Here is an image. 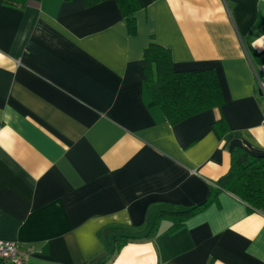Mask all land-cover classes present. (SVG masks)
I'll return each mask as SVG.
<instances>
[{"label":"crops","instance_id":"1","mask_svg":"<svg viewBox=\"0 0 264 264\" xmlns=\"http://www.w3.org/2000/svg\"><path fill=\"white\" fill-rule=\"evenodd\" d=\"M138 3L130 33L117 0H0V240L32 247L27 264H264V207L229 191L156 222L205 202L233 147L264 152V0ZM151 39L215 71L221 105L169 122Z\"/></svg>","mask_w":264,"mask_h":264},{"label":"trees","instance_id":"2","mask_svg":"<svg viewBox=\"0 0 264 264\" xmlns=\"http://www.w3.org/2000/svg\"><path fill=\"white\" fill-rule=\"evenodd\" d=\"M97 1L83 0V4L88 6ZM2 2L25 7L38 0H2ZM117 2L126 20L128 32L133 33L136 27L134 12L139 6L138 0H117ZM143 73L151 95L150 103L157 105L171 123L181 121L199 111L219 106L223 102V94L215 71L174 68L170 49L152 39L143 49ZM259 93L262 95L264 91L259 88ZM214 128L216 131L220 128L224 130L226 126L223 122H218L214 124ZM220 190L235 194L249 209L264 207V152L255 153L242 146L233 147L228 170L215 180L205 202L187 209L160 210L156 222L159 217L169 216L173 223L172 228L177 227L189 215L214 199ZM151 234L147 233V235ZM128 238L129 236L126 235H114V249ZM109 256L107 254L101 258L100 264Z\"/></svg>","mask_w":264,"mask_h":264},{"label":"built area","instance_id":"3","mask_svg":"<svg viewBox=\"0 0 264 264\" xmlns=\"http://www.w3.org/2000/svg\"><path fill=\"white\" fill-rule=\"evenodd\" d=\"M31 251L32 247L20 248L15 241L0 240V260L8 264H27Z\"/></svg>","mask_w":264,"mask_h":264},{"label":"flooded vegetation","instance_id":"4","mask_svg":"<svg viewBox=\"0 0 264 264\" xmlns=\"http://www.w3.org/2000/svg\"><path fill=\"white\" fill-rule=\"evenodd\" d=\"M5 263H6V262H3V261L0 260V264H5ZM6 264H8V263H6Z\"/></svg>","mask_w":264,"mask_h":264},{"label":"rangeland","instance_id":"5","mask_svg":"<svg viewBox=\"0 0 264 264\" xmlns=\"http://www.w3.org/2000/svg\"><path fill=\"white\" fill-rule=\"evenodd\" d=\"M6 264V263H5Z\"/></svg>","mask_w":264,"mask_h":264}]
</instances>
